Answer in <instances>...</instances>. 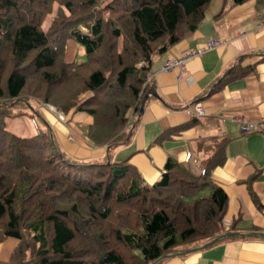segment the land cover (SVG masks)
Masks as SVG:
<instances>
[{
    "label": "trees",
    "instance_id": "obj_1",
    "mask_svg": "<svg viewBox=\"0 0 264 264\" xmlns=\"http://www.w3.org/2000/svg\"><path fill=\"white\" fill-rule=\"evenodd\" d=\"M211 1L0 0V243L19 241L6 264H156L232 236L228 196L212 178L228 138L200 145L211 153L199 173L168 157L153 184L127 160L112 161L130 141L153 58L196 30ZM68 39L84 48V61L66 60ZM249 71L237 64L222 82ZM29 96L90 115L83 135L108 148L106 159L72 157L50 130H6L7 117L27 113L12 109L30 108Z\"/></svg>",
    "mask_w": 264,
    "mask_h": 264
},
{
    "label": "crops",
    "instance_id": "obj_2",
    "mask_svg": "<svg viewBox=\"0 0 264 264\" xmlns=\"http://www.w3.org/2000/svg\"><path fill=\"white\" fill-rule=\"evenodd\" d=\"M210 40L221 45L186 62L184 75L180 68L160 71L168 58H180ZM237 64L248 67V74L222 82ZM151 72L149 89L159 97H149L142 115H131L130 141L116 148L112 161L127 160L153 184L168 157L199 173L200 161L211 153L200 145L206 146L210 138H228L226 161L213 170L212 178L228 196L224 225L232 235L209 247L173 253L156 264H264V0H212L196 30L153 58ZM198 102L206 115L176 132L173 128L193 118L188 105ZM32 112L7 117V130L22 137L50 130L72 157L106 159L108 148L91 146L83 135L93 123L87 113L72 110L62 119L54 108H41L36 122ZM237 118L259 130L243 132ZM163 134L171 135L159 141ZM18 242L10 237L0 243V264L9 262Z\"/></svg>",
    "mask_w": 264,
    "mask_h": 264
},
{
    "label": "built area",
    "instance_id": "obj_3",
    "mask_svg": "<svg viewBox=\"0 0 264 264\" xmlns=\"http://www.w3.org/2000/svg\"><path fill=\"white\" fill-rule=\"evenodd\" d=\"M221 45V42L218 40H210L208 43H206L203 46H199L195 49H190L188 50L182 57L180 58H168L161 66L160 71L161 72H170L176 68L181 69V73L183 72L182 75H184L186 72L185 70V64L189 60L202 56L203 54L206 53V51L211 50L213 48H216ZM154 74L151 72L148 76V80L150 81L153 78ZM187 110L189 113L193 116L196 117H202L205 116V111L203 109V106L201 103H194L191 105H188ZM239 123H241V129L243 132H251L254 130H259L257 126L254 124L246 122L243 118H237L236 119Z\"/></svg>",
    "mask_w": 264,
    "mask_h": 264
},
{
    "label": "rangeland",
    "instance_id": "obj_4",
    "mask_svg": "<svg viewBox=\"0 0 264 264\" xmlns=\"http://www.w3.org/2000/svg\"><path fill=\"white\" fill-rule=\"evenodd\" d=\"M56 9H57V5L55 6V10ZM54 15H55V11L51 15L47 16V18L43 24L45 29H47L49 27L51 20L54 17ZM66 47H67V53H66V60L67 61H73L75 63H78V62L84 61L86 59L84 48L79 43L74 41L73 39L67 40ZM22 99H24V98H22ZM28 101L31 104L30 108L29 107L25 108L24 106L23 107L21 106V108L18 106H14L12 109L13 113H19L20 111H25V112H32L33 111L32 112L33 118L37 122L39 120L38 113H39L41 108H54V110H57V112H59V113L61 112L62 119H65L66 114H64L62 112V110L58 109L56 106H53L51 104L42 103L39 99L30 97V96L28 97ZM13 105H15V104H13ZM17 117H20V116H17ZM14 120H18V119H14ZM5 129L7 130L6 124H5ZM20 136H24V135H20Z\"/></svg>",
    "mask_w": 264,
    "mask_h": 264
},
{
    "label": "water",
    "instance_id": "obj_5",
    "mask_svg": "<svg viewBox=\"0 0 264 264\" xmlns=\"http://www.w3.org/2000/svg\"><path fill=\"white\" fill-rule=\"evenodd\" d=\"M150 96L159 97V95L155 91H153V89H149L148 92L145 94V96L142 99V103H141L140 110H139L140 115H142L144 113L146 102Z\"/></svg>",
    "mask_w": 264,
    "mask_h": 264
}]
</instances>
